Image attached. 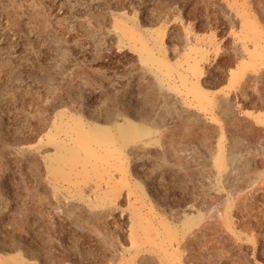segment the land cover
<instances>
[{
	"label": "rangeland",
	"instance_id": "374dc122",
	"mask_svg": "<svg viewBox=\"0 0 264 264\" xmlns=\"http://www.w3.org/2000/svg\"><path fill=\"white\" fill-rule=\"evenodd\" d=\"M0 264H264V0H0Z\"/></svg>",
	"mask_w": 264,
	"mask_h": 264
}]
</instances>
